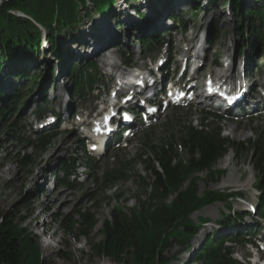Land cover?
<instances>
[{"label": "rangeland", "instance_id": "1", "mask_svg": "<svg viewBox=\"0 0 264 264\" xmlns=\"http://www.w3.org/2000/svg\"><path fill=\"white\" fill-rule=\"evenodd\" d=\"M168 1L169 6L162 8L157 0H116L113 9L105 15H99L89 7L79 14L80 24L76 28L67 29L62 35L57 36L55 43L58 56H54L51 50H48L46 32L38 26L43 33L41 56L33 59L19 53L16 60L7 62L6 69L0 68V91L7 97L15 93L22 97L21 107H17L0 121V177L2 174L5 175L4 180L0 179V220L16 219V222L29 232L35 243L33 248L27 247L29 253L34 256V249L37 254L39 253L43 264H114L108 259L98 258L92 247L102 241L103 224L109 221L114 210L135 209L139 201L147 200L141 178L149 180L154 176L145 171L149 164L137 162L138 156L144 154L146 144L162 145L170 135L176 134L180 127L188 126L190 122L193 126H198L199 120L204 118L207 112L199 104L192 106L184 104L178 113L173 114L170 110L165 116H160L152 127L136 129V134L128 147L123 146L111 154V157L116 156L124 169L131 173L127 182L117 187L105 188L100 183L95 184L93 178L88 177L89 171L86 169L84 176H78L82 171H77V177L63 184L61 180L65 179L63 173L65 163L69 165L78 163L86 167L89 162L82 149V131L77 125L82 119L85 120L92 110L98 112L100 109V104L95 102L97 92L91 93L86 90L81 95L74 93L72 74L78 72L82 64L85 65L86 59H93L99 75L94 89H99L100 97L103 98V90L113 86V78L107 77V74L112 73V69L101 68L103 64L98 62L101 57L100 51L92 43L110 40L111 45H114L118 42L122 45V50L128 51L132 56L133 64L137 68L148 69L149 63L144 61L143 56L147 57L150 54L143 55L138 40L145 38L144 36L151 30L160 27L163 29L164 25L170 23L167 20L170 12L175 16L182 14L184 19L195 14L192 17L195 24L194 34L189 27L187 34L183 36L184 41L189 42L191 33L196 36L199 32L198 39H201V34L204 33L207 37L205 47L208 49L206 53L208 63L217 62L222 68V62L230 60L238 64L246 57L248 65L252 63L253 67L259 69V83L264 84V41L254 37L250 22L248 27L243 21L241 24L239 19L244 12L264 7V0H242L240 10L234 9L233 0L231 3L227 0ZM150 2H154L152 8ZM13 14L25 17L21 13ZM212 14H217L214 20L208 17ZM205 23L207 24L204 26ZM243 23L244 28L241 29ZM252 24L255 30L261 28L257 21ZM182 30L180 27L176 32H171V35H166L163 43L169 41L173 47L183 48V45L178 44ZM193 37L190 39L191 42L194 41ZM83 42L88 47L84 48ZM195 43L190 45L193 46ZM109 49L111 54L116 51L112 46ZM162 52L164 54L165 50ZM163 54L151 57L155 61L154 64ZM121 58L120 53H115L114 63L121 66ZM70 68L72 69L69 70ZM202 73L219 74L212 66H206ZM20 74L33 76V79L25 82L24 79L18 78ZM39 77L40 79L34 83V79ZM66 102L68 109H71L63 114L62 119L65 122L52 132L53 139L47 149L41 152L30 143L34 141V129L39 125L35 124L34 115L43 116L45 109L57 114L66 107ZM11 124H14V128H10ZM210 125L213 128H220L223 137L232 142L247 143L256 138L257 133L264 136V117L257 120L241 118L238 122L225 119ZM226 158L231 159V165L224 161ZM95 163L101 171L116 167L114 159L101 157L95 159ZM43 172L45 177H42ZM258 181L259 175L252 154L236 155L230 151L215 165L211 173L198 175L192 188L198 203L204 202L210 194L218 192L239 193L249 204H254L259 203L258 198L261 194ZM39 186H44V189H39ZM175 199L173 197L169 202L172 203ZM79 213L93 217L94 226L91 229L78 227L68 232L66 230L68 224L72 223L74 226L79 220ZM180 213L181 211L177 216ZM244 213L246 212L243 204L237 199L226 204L217 203L210 206L202 203L200 208L188 215V219L200 227V230L187 247L177 243L180 242L178 239H182L183 227H179V230L173 229L178 241L170 240L163 255L164 263L195 264L194 255L198 248L209 237L217 239L221 232L218 225L226 219L225 216L237 218ZM256 221L259 223L258 217ZM222 229L223 232L231 231L233 235L238 232H235L236 226L233 225ZM84 230L87 238L81 235ZM241 251L240 247H237L235 252L237 254ZM234 257L239 259L241 256Z\"/></svg>", "mask_w": 264, "mask_h": 264}, {"label": "trees", "instance_id": "2", "mask_svg": "<svg viewBox=\"0 0 264 264\" xmlns=\"http://www.w3.org/2000/svg\"><path fill=\"white\" fill-rule=\"evenodd\" d=\"M157 1L160 2L162 8L169 6L168 0ZM227 1L232 2V0ZM233 1L234 9L240 10L242 0ZM115 4L116 0H2L0 5V68L5 67L6 69L7 62L16 60L19 53L33 59L41 56L43 33L39 27L46 32L51 53L58 56L59 52L55 43L57 36L62 35L67 29L76 28L80 24L79 14L82 11L92 7L95 13L105 15L110 13ZM149 4L151 8L154 6V2ZM13 13H21L25 17H17ZM239 19L241 24L242 21L246 25L250 22L254 37L264 41V7L244 12ZM255 21L261 27L260 29L255 30L252 24ZM182 23L186 27V23ZM243 28L244 23L241 26V29ZM140 41L143 48L151 45L149 40ZM130 62L131 60L128 59L127 63ZM96 71V66L82 64L79 71L72 74L78 93L92 89L97 82ZM32 77L23 74L18 76L25 82H30ZM40 77L34 79V83ZM0 95L1 98L6 99L5 101L0 100L1 121L14 109L21 107L22 97L19 95L8 98L1 91ZM10 128H14V124H11ZM52 139L50 134H40L31 145L43 152ZM145 147L144 154L138 156L137 162L149 164L145 171L154 176L149 180L141 178L147 200L139 201L135 209L112 212L109 221L103 224L102 241L92 247L98 258L108 259L114 264H165L163 255L170 240L173 242L180 240L178 244L189 247L200 227L192 224L188 215L200 208L202 203H206L207 206L217 203L226 204L232 198V194L217 192L210 194L204 202L198 203L192 188L194 179L198 175L211 173L215 165L229 151L236 155L252 154L259 175L258 185L261 193L259 200L262 204L261 215L264 216V136L262 133L258 134L255 140L236 143L222 138L218 129L212 130L204 124L198 129L188 125L183 126L176 134L170 135L162 145L146 144ZM115 165L114 169L97 175V168L90 163L89 170L95 177V183L111 188L127 182L131 173L127 172L119 161ZM74 169V163L73 165L64 164L63 171L67 178L74 173ZM173 197L176 199L170 203ZM180 211L181 213L177 216ZM78 218L74 226L72 223L68 224L66 228L68 232L78 227L91 229L94 226V219L89 214L79 213ZM225 218V223L231 219V217ZM179 227H183L184 231L181 235L182 239L176 240L173 229L179 230ZM81 235L87 238L85 230ZM28 246L32 248L35 246L29 232L24 230L16 219L4 220L2 218L0 220V264H43L39 253L37 254L33 249L34 256H32ZM195 263L239 264L232 258L231 250L224 245V242H215L212 238L200 247L195 256Z\"/></svg>", "mask_w": 264, "mask_h": 264}, {"label": "bare ground", "instance_id": "3", "mask_svg": "<svg viewBox=\"0 0 264 264\" xmlns=\"http://www.w3.org/2000/svg\"><path fill=\"white\" fill-rule=\"evenodd\" d=\"M212 5H214V3L212 4ZM216 16H217V14H212V15H210V16H208V17H210L212 20H214L215 18H216ZM207 17V16H206ZM202 19V18H201ZM202 20H200V22H201ZM207 23H205L204 24V26L206 25ZM106 33H108V34H110L109 32H106ZM97 36V35H96ZM106 40V39H105ZM192 40H195V37H193V39ZM93 45H95L94 47H96V49L98 50V51H100V60H99V63H101V61L102 60H104V59H106L107 58V56L108 55H112L111 54V52H110V49H109V47L110 46H112L111 45V41L110 40H106L105 42H100V43H98V44H95V42L94 43H92ZM84 46V48H86V47H88V46H86L85 44H83ZM82 47V48H83ZM194 48V47H193ZM103 54V55H102ZM249 59V58H248ZM249 62V61H248ZM113 69H116V68H118V65H116V64H113L112 66H111ZM70 109V108H69ZM68 109V110H69ZM229 122V121H228ZM233 132H235L234 131V129L232 130ZM235 134V133H234ZM226 163H228L229 165H231V159L230 158H226L225 160H224ZM52 163V162H51ZM12 171V170H11ZM43 175L44 176H42V177H45V174H44V172H43ZM244 175V174H243ZM0 179L1 180H4L5 179V175L4 174H2L1 175V177H0ZM47 185H48V183H46ZM45 184V185H46ZM40 188H43L44 189V186H42V187H40L39 186V189ZM222 234V233H221Z\"/></svg>", "mask_w": 264, "mask_h": 264}, {"label": "water", "instance_id": "4", "mask_svg": "<svg viewBox=\"0 0 264 264\" xmlns=\"http://www.w3.org/2000/svg\"><path fill=\"white\" fill-rule=\"evenodd\" d=\"M2 4V0H0V5Z\"/></svg>", "mask_w": 264, "mask_h": 264}]
</instances>
